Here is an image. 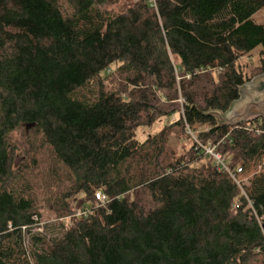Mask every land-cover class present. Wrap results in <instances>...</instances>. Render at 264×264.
I'll return each instance as SVG.
<instances>
[{
	"label": "trees",
	"instance_id": "obj_1",
	"mask_svg": "<svg viewBox=\"0 0 264 264\" xmlns=\"http://www.w3.org/2000/svg\"><path fill=\"white\" fill-rule=\"evenodd\" d=\"M263 8L0 0V264H264V117L206 114L239 99V59L264 55ZM26 124L65 184L48 224L26 167H13Z\"/></svg>",
	"mask_w": 264,
	"mask_h": 264
},
{
	"label": "rangeland",
	"instance_id": "obj_2",
	"mask_svg": "<svg viewBox=\"0 0 264 264\" xmlns=\"http://www.w3.org/2000/svg\"><path fill=\"white\" fill-rule=\"evenodd\" d=\"M253 19L257 23H264V8L258 11ZM262 60H264V55H261L259 47L239 59L238 64L245 77H247V81L240 88L241 90L253 84L257 78L264 76L263 70H260ZM164 121L163 118L161 121L155 122L152 127H140L137 131V137L143 140L148 134L156 132ZM195 128L197 127L195 126ZM12 138L17 146L14 153L13 167L18 170L26 167L25 178L29 180L34 189L41 220L44 224H48L55 219L53 207L48 202L56 197L59 190L65 188V184H62L61 181L54 182V174L50 173L47 149H38L39 137L35 131H32L31 127L26 129V125H24L13 134ZM169 144L179 152L188 146L186 142H179L173 137L169 139ZM69 202H72V199ZM74 206L73 208H75Z\"/></svg>",
	"mask_w": 264,
	"mask_h": 264
},
{
	"label": "water",
	"instance_id": "obj_3",
	"mask_svg": "<svg viewBox=\"0 0 264 264\" xmlns=\"http://www.w3.org/2000/svg\"><path fill=\"white\" fill-rule=\"evenodd\" d=\"M239 95V99L233 102L227 111H210L206 114L216 117L221 125H237L264 117V76L240 89ZM32 125L26 124V129Z\"/></svg>",
	"mask_w": 264,
	"mask_h": 264
},
{
	"label": "built area",
	"instance_id": "obj_4",
	"mask_svg": "<svg viewBox=\"0 0 264 264\" xmlns=\"http://www.w3.org/2000/svg\"><path fill=\"white\" fill-rule=\"evenodd\" d=\"M204 152L208 155H210L213 160L214 163L220 168V169H224L226 171H228V168L226 166L225 161L223 160V158L221 157V155L216 151L215 147H206V146H202ZM238 172H240V169L237 170ZM229 172V171H228ZM231 176L235 179L234 174L232 173ZM95 199L99 202H103L104 201V196L98 192L95 194ZM87 214V210H76L75 212V216L76 217H80V216H85Z\"/></svg>",
	"mask_w": 264,
	"mask_h": 264
}]
</instances>
